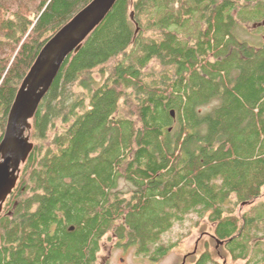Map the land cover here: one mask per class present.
Wrapping results in <instances>:
<instances>
[{
  "label": "trees",
  "instance_id": "16d2710c",
  "mask_svg": "<svg viewBox=\"0 0 264 264\" xmlns=\"http://www.w3.org/2000/svg\"><path fill=\"white\" fill-rule=\"evenodd\" d=\"M90 1L0 0V141L41 48ZM257 1H116L30 120L34 148L0 213V264H97L110 231L156 249L191 213L220 236L264 232L229 205L264 185V42L236 31ZM151 60L158 71L146 72Z\"/></svg>",
  "mask_w": 264,
  "mask_h": 264
},
{
  "label": "water",
  "instance_id": "95a60500",
  "mask_svg": "<svg viewBox=\"0 0 264 264\" xmlns=\"http://www.w3.org/2000/svg\"><path fill=\"white\" fill-rule=\"evenodd\" d=\"M116 1L91 0L45 42L23 78L0 141V213L3 203L17 184L21 165L34 148L30 140V120L64 60L79 50L85 38L104 20Z\"/></svg>",
  "mask_w": 264,
  "mask_h": 264
},
{
  "label": "flooded vegetation",
  "instance_id": "af4514ba",
  "mask_svg": "<svg viewBox=\"0 0 264 264\" xmlns=\"http://www.w3.org/2000/svg\"><path fill=\"white\" fill-rule=\"evenodd\" d=\"M233 197H231V200L229 201L230 207ZM252 203L253 202H242L240 205L243 207L245 205L249 206ZM238 218L235 217L236 220H238ZM240 218L242 223H247L250 219H254V223L260 221L259 224L261 225V228H264V191H261L260 199L253 204L252 209H250L248 213H243ZM202 219H207V221L212 225V231L202 230L200 235L193 242L191 249L182 253L178 264H215V260L213 259L214 253L222 259L223 264H230L232 262H241L242 264H264V232H235L230 233L229 235L220 236L215 233L217 222L210 221L207 216L202 217ZM114 237H116V243H114V246H111V248L107 250V255L101 258V263L98 262L99 259L97 257V262L99 264H110L112 260V250L115 246H117L122 253H126V256L129 254V251H133L134 261L135 258L143 255L144 257H147L148 261L154 263L179 245L178 241L168 244L159 241L155 243L156 249L154 247L153 249L150 246H147V250L141 252L138 243H127L119 240L117 239L116 234H114ZM101 246L102 245L100 244V250ZM151 251H156L158 253L156 256L152 257ZM119 261L123 263L124 259L120 257Z\"/></svg>",
  "mask_w": 264,
  "mask_h": 264
},
{
  "label": "rangeland",
  "instance_id": "374dc122",
  "mask_svg": "<svg viewBox=\"0 0 264 264\" xmlns=\"http://www.w3.org/2000/svg\"><path fill=\"white\" fill-rule=\"evenodd\" d=\"M20 1V0H18ZM241 20L245 22L242 24V21H239L238 28L236 31L239 33V38L245 39L251 45H260L264 41V0H258L256 3H253L251 7L241 8ZM35 17V13H33L32 18ZM153 33L145 32L143 33V37L149 38ZM159 63L155 60H151L146 68V72L148 71H158L160 69ZM96 75V72H94ZM121 188L125 187V183L121 182ZM264 191V188L263 190ZM232 204L230 208H233V216L239 217L245 213L249 212L252 209V206L255 202L250 204L249 206H241L240 203L235 202V198H232ZM262 201V200H261ZM212 225L207 221V219H202L196 215V213H191L187 217L184 218L183 221H176L173 226L166 231L160 238V242L162 243H174L176 241L179 242V245L170 250L168 254L164 257H161L158 261L154 263L147 260V257L138 256L135 258L133 251H129V254L126 256V253H122L117 246L113 247L112 250V260L110 264H178L181 259L182 253L186 250H190L195 239L200 235L202 230L212 231ZM112 231H110L106 236H104L101 240V250L98 253V262L101 263V258L107 255V250L114 246L116 237L109 238L112 235ZM262 233V232H261ZM120 257L124 259V262L121 263L119 261ZM213 259L215 260V264H223L222 259H220L215 253L213 254ZM97 262V264H99ZM230 264H242L241 262L230 263Z\"/></svg>",
  "mask_w": 264,
  "mask_h": 264
}]
</instances>
